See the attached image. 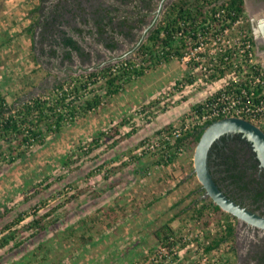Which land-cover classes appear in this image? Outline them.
I'll return each mask as SVG.
<instances>
[{
  "label": "rangeland",
  "instance_id": "rangeland-1",
  "mask_svg": "<svg viewBox=\"0 0 264 264\" xmlns=\"http://www.w3.org/2000/svg\"><path fill=\"white\" fill-rule=\"evenodd\" d=\"M12 1L13 4L9 0H0V89L10 102L16 97L27 99L60 80L54 79L57 74H49L46 70L55 71L62 66V69L67 70L66 76L79 75L99 70L120 60L135 58L137 47L140 45L136 46V41L146 28V23L156 16L161 0H153L149 5L151 8L146 7L147 2H139L140 0H23L21 3H17L20 0ZM172 1L166 0L165 3L168 5ZM259 2L263 3L264 7V0H246L248 7H246L245 20L250 28V36L254 40L257 61L264 69V42L262 37L251 30L249 23L250 16H255L259 12L252 10L254 4ZM137 4L139 8L136 7ZM35 7H39L38 10L29 13ZM110 9L113 10V20L110 25H105L104 21H108L109 16L107 15L103 23L99 18L108 14ZM165 9L158 16V21ZM140 17L144 19V24L143 21L140 23ZM30 23H34L33 34L27 29ZM262 31L264 33L263 29ZM64 34L72 36L83 47L81 55L73 53L67 58L61 44ZM172 61L174 62L165 69H177L174 74L161 76V73L162 75L164 73L163 69L157 73H155L156 69L150 70L141 78L134 79L118 94L123 96V103L132 105L127 113L114 116L106 114V118L97 121L102 123L101 127L103 126L97 129L99 133L102 129L122 123L123 119L128 121L127 118L131 115L132 125L121 128L120 133L124 131L122 134L126 135L130 131H135L132 128H136L139 133L134 137L130 138L129 135L126 140L114 146H110L112 140L107 139L105 145L92 153H85V150L78 151L79 154L75 153L84 141L94 137L91 126L88 125L89 118H96L99 113H109L111 103L117 97L115 95L114 99L103 102L98 110L89 113L86 118L51 137L46 145L37 147L26 158L19 159L14 164L0 162V235L4 233V226L16 220L18 216L21 215L23 220L15 227L21 225L25 227L33 218L62 203L49 218L54 220L53 224L42 232L39 230L32 240L22 243L20 249H13L16 241L38 231L37 227L25 229L17 240L1 247L0 264L61 263L69 257L70 252L74 255L72 264L199 263L197 245L200 241L195 235L198 231H203L204 236L207 234L208 228L203 227V221L214 218L213 211H209L210 216L204 217L203 220L176 223L177 234L182 237L176 248L177 254H171L170 248L167 252L158 253L162 246L157 244L153 230L167 220L166 213L162 217H155V221L145 222V218L141 217L139 219L143 221L142 223L136 221V224L127 223L119 226L120 229L128 230L126 233L123 231L120 233L114 225H108L107 232H103L101 224L97 223L98 225H87L86 230L83 228L85 231L73 230L75 232L72 235H66L67 232L75 229V226L71 225V216L81 217V212L85 211L81 207L85 205L86 192L98 191L92 182L98 183L97 179H103L105 172L98 169L102 162L111 161L114 167L112 169L116 170L119 167L129 166L138 158L148 157L149 155L134 156V149L141 145L142 139L154 137L157 125L163 123L165 126L171 125L170 123L178 125L191 113L193 103L198 97L197 93H200L202 99L195 104L205 101L217 91L218 87L222 88L232 78V75H226L219 79L220 81L216 80L218 82L212 83L206 79L200 68L183 64L179 60ZM179 65L185 66L179 67ZM183 70L185 74L179 80L180 88L174 89L176 75L182 74ZM197 77L200 80L187 88L193 91L184 94L181 91L184 88L182 84L190 83L185 78ZM191 95L194 98L188 101ZM148 103H154V106L144 110V104ZM134 116L137 118L134 119ZM194 151L184 153L191 174L188 175V171L185 170L186 163L179 167L183 169L181 172L183 177L192 180L194 178L197 183L194 189H198L201 183L193 172ZM73 194L75 197L69 201L65 200ZM128 211L134 214L138 209L129 207ZM148 211L147 209L145 213ZM175 211L169 210L168 213ZM188 218L190 217L187 214L183 215V221ZM211 229L214 231L213 228ZM106 233L107 236L103 240L90 245L89 248H82L81 235H92L97 240ZM117 234L127 238L116 239ZM185 235H189L186 240ZM39 244L44 246L39 247ZM119 247H123V251ZM43 255L48 256L44 261ZM219 257L222 264H225L221 253Z\"/></svg>",
  "mask_w": 264,
  "mask_h": 264
},
{
  "label": "trees",
  "instance_id": "trees-1",
  "mask_svg": "<svg viewBox=\"0 0 264 264\" xmlns=\"http://www.w3.org/2000/svg\"><path fill=\"white\" fill-rule=\"evenodd\" d=\"M219 1L173 0L168 4L162 17L151 30L147 39L142 41L137 47L135 58L120 60L117 63L96 71L71 75L66 79L57 81L53 86L27 99L16 97L14 101L10 102L0 89V162L14 164L19 159L26 158L37 147L46 145L51 137L60 134L65 128L86 118L92 109L97 108L103 102H107L115 95L121 93L137 77L143 76L150 70L158 68L165 62L172 60L178 61L189 49L188 44L190 41L194 42L197 40L199 33L208 31L215 26V23L218 22L215 13L219 8L225 7L227 9L228 15L226 17L231 16L233 11L236 12V17L246 16L245 0H223L221 4H219ZM139 2H147L146 7L151 8L149 5L152 4L153 0H140ZM138 6L139 4L136 5V7ZM38 8L35 7L29 13L37 11ZM107 13L99 19L103 23L105 18L109 16V20L104 22L105 25H110L113 20V10L110 9ZM143 20L140 17V23ZM246 25L250 31L248 22ZM27 29L33 34L34 23H30ZM252 41L254 43V40ZM62 43L68 48V52L66 53L67 58H70V51L75 50L79 54L83 53L80 44L72 36L64 34ZM109 45L111 47L113 46V44ZM222 63H225V61L222 60ZM230 66L228 65L227 67L230 68ZM193 67L197 68L198 65ZM249 67L250 69L254 68ZM258 67L261 68L260 65ZM241 70L238 67L236 73L239 75ZM200 71L206 76L209 82L219 80L226 75V69L220 67H216L210 73ZM185 79L188 82L193 81V79ZM247 82L241 81L239 84V82L229 80L225 87L223 86L218 89L214 94L208 96L205 101H210L223 91L230 92L235 89L239 92L241 86L247 87ZM178 84H181V81L177 80L174 87L180 88ZM203 103L194 104L189 115L192 113H200L205 107V103ZM153 104H144V110L148 107H153ZM125 123L126 120H123L122 123L102 129L93 138L84 141L75 153L79 154L78 151L82 150H85V153H92L100 146L105 145L107 139L112 140L110 146L117 145L122 139L120 127ZM174 126V124L164 126L155 132L154 137L142 139L141 145L161 136ZM202 132L203 127H195L182 132V135L176 139L175 144L178 147H183L184 152H177L178 149L172 150L170 149L172 145H167L164 151L147 155L157 157L156 164L158 166L168 165L174 162L181 154H184L185 151H194ZM141 145L135 147L134 151ZM134 156L136 155L134 154ZM109 163L104 161L98 168L105 172L104 175L106 177L109 176L113 171L112 168H114ZM260 164L261 161L253 141L242 132L222 135L220 139L213 143L209 152V166L215 182L230 198L238 203L241 202L237 200V197H240V194L245 191H252L255 200L257 197L264 196V181L256 175ZM261 175L263 176L264 174L262 173ZM198 187V189L192 190L172 206L170 210H176L174 215L154 230L157 244L167 246L168 248L176 244L179 246L182 237L177 234L178 225L176 223L182 224L195 219L203 220L204 217L210 216L209 211H213L215 216H212L214 218L203 221V227L208 229L204 240L198 242V250L199 248H203L205 252L211 253L215 248H219L225 264H236V217L224 211L210 197H203L204 190H200L202 185L199 184ZM73 197H75L74 194L65 200L69 201ZM61 205L57 204L43 215L33 218L25 227L22 225L15 227L17 223L23 220L21 215L13 222L7 223L4 226V233L0 235V248L17 240L25 229L30 230L33 227H37L38 231L16 241L13 249L19 248L25 241L32 240L33 236L39 233V230L42 232L53 224L54 220L49 218ZM35 214H37L36 211ZM184 214H187L190 218L183 221ZM86 226L84 224L72 229V231L68 230L69 232L66 235H72L76 230L83 229ZM104 237L106 235H101L96 240L92 235H81L82 248H89L90 245L96 244L99 240H103ZM181 244L183 245V243ZM58 245H61L60 241ZM41 246L44 245L39 244V247ZM47 255L42 256L43 261L48 258ZM68 256L61 263L54 262L52 264H71L74 255L70 252Z\"/></svg>",
  "mask_w": 264,
  "mask_h": 264
},
{
  "label": "crops",
  "instance_id": "crops-1",
  "mask_svg": "<svg viewBox=\"0 0 264 264\" xmlns=\"http://www.w3.org/2000/svg\"><path fill=\"white\" fill-rule=\"evenodd\" d=\"M9 1L13 4L12 0ZM22 1L23 0H20L19 2L17 1V3H21ZM11 6L13 5H10V7ZM67 52L68 50L66 51V53ZM172 62L174 61H171L168 64H165L166 62L163 63L165 65L162 64L160 67L156 68L155 73L163 69L164 73L163 75L161 73V76L174 74L177 69H170V70L165 69L169 67V64H171ZM180 66H185V65H179V67ZM46 72L49 74H57V77L54 79H60V80L66 79L71 76V75L66 76L67 70L62 69V66L55 69V71L46 70ZM184 74L185 72L183 70L182 74L176 75L177 77L176 80H180ZM141 77L142 76L137 77L136 79ZM190 79H193V81L188 84L183 83L184 88H182L181 91H183L184 94L186 93L189 94L190 92H192L193 90L191 89L187 90V88H189L188 86H192L200 80V78L198 77L196 79L194 78H190ZM215 82L218 81H213L212 83ZM218 89L220 88L218 87ZM197 95L198 97L194 101L193 105L195 104V102H198L202 99L200 93H197ZM115 97L116 96L112 97L111 99H114ZM193 98H194L193 95L189 96L188 101L192 100ZM124 99L127 100V98ZM113 101L116 103H118L119 101L120 102L117 105L114 102H112L111 103L112 107L110 108L109 113H102V114L99 113L96 118L93 119L89 118L88 125L91 126L90 128L93 132L92 135L98 134L97 129L102 125V123L100 124L99 122H97L100 118H106L107 116L106 114L108 115L112 114V116H114L116 114L127 113L126 111H129V108L132 107V105L130 106V104L128 103L127 104L123 103L124 100L122 95L118 96L117 94V97ZM166 111H168V109ZM131 118H132L131 115L127 118L130 120V122L129 120L127 121L126 119H123L126 120V123L122 125L120 129L132 125L133 119ZM135 118L137 117L134 116V119ZM164 126H165L164 123L161 125H157L156 127L157 130L155 129L154 134L156 131L163 128ZM132 129H135V131L134 130L130 131L126 135L122 134L124 131L120 133V135H122L121 142L126 140L129 137V135L130 138H132L136 135V133H139V130H136V128H132ZM156 159L157 157L155 158V156L138 158L137 161L132 162V164H129V166L127 167H119L116 168V170L114 169L109 174L108 177L104 175L103 179H97L98 183H95L93 181L92 182L94 183L93 186L96 185L98 191H96L95 193L94 192L90 193L91 190L86 192V197H87L85 200L86 202L85 205L81 207L83 208V210L85 209V211L81 212V217H76L75 215L71 216L70 218L71 225L77 228L80 227V225H84V224L92 226L94 224L98 225L97 223H99L101 224V229H102L101 231L103 232H107L106 227H108V225L110 226L114 225L117 231L119 230L120 233L122 231L123 233L124 232L126 233L128 230H124V228L120 229L119 226L123 224L126 225L127 223L136 224L137 223L136 221L142 223L143 221L139 219L141 217L145 218L144 219L145 222L147 221L151 222L152 220L155 221V217H162V215L165 213L168 214L167 219L172 217L174 215V212L168 213V211L171 209L172 206L178 203L183 197H185L192 190H194L197 183L195 182L194 178L193 180L192 178H188V177L185 178L181 173L183 172V169L180 168L179 166L184 163H186L187 168H185V170L188 171V175H190L192 172L188 170V160H186L184 154H181L174 162L163 166H158L156 164L157 161ZM129 207H132V209L137 208L138 211L134 212L133 214L132 211L131 212L128 211ZM144 209L146 210L148 209L149 211L145 213L146 210ZM156 228L157 227H154V230ZM85 230L80 228L76 230V232L85 231ZM115 237L116 239L119 240L122 239L125 240L127 238L124 237V235L121 236L119 234H117ZM119 248L123 251V247H119Z\"/></svg>",
  "mask_w": 264,
  "mask_h": 264
},
{
  "label": "built area",
  "instance_id": "built-area-1",
  "mask_svg": "<svg viewBox=\"0 0 264 264\" xmlns=\"http://www.w3.org/2000/svg\"><path fill=\"white\" fill-rule=\"evenodd\" d=\"M222 2L223 0H220L219 4ZM226 15H228L227 9L219 8L215 13L218 19L215 26L208 31L199 33L194 42L190 41L189 49L179 61L190 66L198 65V68L205 73L213 72L216 67L225 68L226 75H232L231 80L234 82L240 84L241 81H248L247 87L241 86L239 92L235 89L230 92L223 91L210 101H203L205 107L200 113L186 115L178 125L141 145L134 151L136 156L141 157L164 151L167 145H172L170 147L172 150L178 149L177 152H184L183 147H178L175 144L176 139L182 135L183 131L195 127L202 128L209 122L226 116L246 118L264 130V69L257 61L245 16L236 17L237 14L234 11L231 16L226 17ZM222 60L225 63H222ZM228 65H231L230 68L227 67ZM249 66L254 68L250 69ZM238 67L242 69L240 73L238 72L239 75L236 73ZM174 89L176 88L174 87ZM102 105L103 103L92 109L90 113L98 110ZM195 236L198 241H202L203 231H198ZM188 238L189 235L184 236L185 240ZM177 247L176 244L170 248L171 254H177ZM167 249V246H162L158 253L167 252ZM199 256L198 264H222L219 248H215L211 253L199 248Z\"/></svg>",
  "mask_w": 264,
  "mask_h": 264
},
{
  "label": "water",
  "instance_id": "water-1",
  "mask_svg": "<svg viewBox=\"0 0 264 264\" xmlns=\"http://www.w3.org/2000/svg\"><path fill=\"white\" fill-rule=\"evenodd\" d=\"M158 20L156 21V23ZM155 23V25H156ZM150 32L144 38L147 39ZM142 40V41H144ZM141 41V42H142ZM141 44V43H140ZM242 132L253 141L261 165L264 168V130L246 118L226 116L215 119L203 127L202 135L194 151V170L204 190L203 197H210L224 211L242 221L264 228V216L255 213L230 198L215 182L209 166V152L215 141L227 133Z\"/></svg>",
  "mask_w": 264,
  "mask_h": 264
},
{
  "label": "flooded vegetation",
  "instance_id": "flooded-vegetation-1",
  "mask_svg": "<svg viewBox=\"0 0 264 264\" xmlns=\"http://www.w3.org/2000/svg\"><path fill=\"white\" fill-rule=\"evenodd\" d=\"M165 1L166 0L160 1L159 7L156 11V16H154L146 23V28H144L143 32L139 36L140 38L136 41V46H138L143 40V38L146 37L147 34L151 32V30L154 28L158 16L162 13L163 9H165L168 6L165 3ZM262 4L263 3L261 2L254 4L252 10H255V12L261 11V13L258 12L255 16H250L249 23L251 30L255 32L259 37H262L264 42V33H262L263 32L262 29L264 30V16H263L264 7ZM245 5L246 7H248L246 0H245ZM61 44L63 50L67 51L68 48L65 47L63 43ZM73 53H78V52L75 50L70 51V55H72ZM262 173L264 174V168L260 164L256 172V175L261 177L262 181H264V175L262 176L261 175ZM252 194L253 193L250 190L245 191L242 194H240L241 195L240 197H237V200L241 202L240 203L241 205L248 208L249 210L258 213L261 216H264V196L257 197V199L255 200ZM235 219H236V229H235L236 264H264V228H260L246 221H242L237 217Z\"/></svg>",
  "mask_w": 264,
  "mask_h": 264
}]
</instances>
